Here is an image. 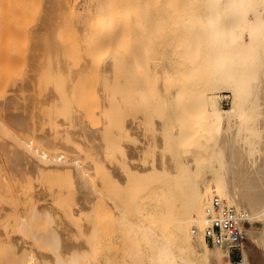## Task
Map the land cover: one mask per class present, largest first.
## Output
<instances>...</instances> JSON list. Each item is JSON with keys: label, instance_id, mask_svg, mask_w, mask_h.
<instances>
[{"label": "bare ground", "instance_id": "6f19581e", "mask_svg": "<svg viewBox=\"0 0 264 264\" xmlns=\"http://www.w3.org/2000/svg\"><path fill=\"white\" fill-rule=\"evenodd\" d=\"M117 1L98 0L91 27L99 29L102 43L119 28L111 14ZM132 2L140 7V34L153 45L157 27L161 42L159 55L149 54V72L143 70L145 54L137 59L144 71L138 109L129 103L116 44L97 65L102 82L91 92L69 81L76 76L65 75L46 34L41 50L53 60L35 67L34 90L27 96L19 80L0 93L3 134L10 125L32 127L29 139L11 132L15 145L5 156L15 176L0 180V196L7 195L0 199L6 218L0 222V263L96 264L102 255L98 184L111 182L116 233L128 242L117 263L108 264H231L229 249L207 241L216 198L243 220L242 264H264V0ZM92 64L88 58L74 73L85 74ZM224 96L230 97L227 108ZM22 174L35 177L28 183L34 187L35 180L40 189L34 191L44 195L45 183L51 196L44 200L36 192L31 201L21 192L1 193L25 183ZM38 198L46 202L39 206ZM23 208L29 214L22 210L28 215L21 217ZM31 238L30 251L23 250Z\"/></svg>", "mask_w": 264, "mask_h": 264}, {"label": "rangeland", "instance_id": "374dc122", "mask_svg": "<svg viewBox=\"0 0 264 264\" xmlns=\"http://www.w3.org/2000/svg\"><path fill=\"white\" fill-rule=\"evenodd\" d=\"M49 1H52L51 5H54L52 6L51 10H48V7L50 5ZM120 1V4L119 1H117V8L111 12V14L116 15V19H120L116 24V26L119 28L116 33L114 31L115 34L110 36L111 40H109L108 43H102L99 40V35H97L99 29H92L91 27L92 20L98 14V0H0V93L6 91L13 82H18L19 80L22 81V84H20L24 87V94L29 96L31 90H34L33 85L31 86L30 84V76L35 70V67L39 65L41 61L53 60V58H51L50 55L46 53V51L43 52V50H41L40 41L42 36L46 34L50 37L49 39L51 40V42H55L54 52L58 54V56L56 54L55 56L56 59L59 58L62 68L65 69V75H67L68 77L70 75L72 77H74V75L76 76L75 80L70 79L69 81L74 84L77 82L81 86L85 87L86 90L91 92H94L96 90L97 83L99 84L102 82L101 78H97V65L102 63L105 57L109 55L111 49H113L111 48V46H109V44H116L115 49H117L118 52L121 53L120 56L122 58L124 57L123 61L125 62V69L121 74L125 77V88L127 87V91L130 94L129 103L132 108L138 109L140 106V77L144 73L145 69L149 72V69L151 67L149 65V54L155 53L154 55L158 56L161 42H159L157 39V27L153 28V33L155 36V43L153 45H151L147 41L148 36L144 39V36H142L138 31L139 26H137L135 20L139 16V13H137V10L140 8L139 5L135 6L132 0ZM55 3H57V6L55 5ZM150 29V27H147V34H151ZM131 53L133 54V63L129 62L132 56ZM141 53L145 54L141 58L144 63V71L141 70L142 68H140L137 64V59L140 58L139 55ZM88 58H90L93 62L91 70L85 74L77 75V73H74V70L80 65V63L86 61ZM115 76L120 77L119 73H116L114 77ZM113 82H115V80H113ZM132 83L135 84V89H133ZM222 106L225 108L230 106V97H223ZM28 127L32 128L31 126H29V124L10 125L11 131H9V133L7 134H3L2 130H0V170L2 172L0 174V180L15 176L13 170L7 169L8 166H10V162L5 158V156L9 155L8 149L15 141V135H18L22 139H29ZM11 132L15 133V135H12ZM13 145H15V143ZM2 147L4 150H2ZM106 176H108V174ZM22 177L23 180L27 179V182L24 180L25 183L23 182L21 185H19V180V182L17 183L18 187L13 186V188L10 185L12 188H9V185H7L6 188L9 189H6L4 186L1 190V193H4V195L7 193H11L10 195H12V193L20 194L21 192V196L22 193L23 195H26V200L30 198L29 195L33 196V193L35 194L36 192L41 193L43 197H47L50 195V193L48 192L50 187L47 186V188L45 183H43L45 187L39 185L40 187L45 188L44 195V193L41 191H34L39 188H37V185L39 183H36L34 180V184L36 185L34 186L35 188L33 187V184L31 182L28 183V179L31 181V179H35V177L26 174L18 176V178H21V180ZM40 180H42L43 182V179ZM103 184V186H106V183ZM108 185H110L108 187L111 188V182H109ZM98 186H100V189H98L101 190V193L98 194L96 198L99 206L102 209V214H100L99 211V214L96 213L98 215V231L100 232L98 233L99 238L97 240L100 241V244L98 245H101V248H99V251L97 252L101 253L102 255H99V253L97 254L99 255V257L97 256L99 259H95V263L108 264V262H106L108 261V259H112L114 260L113 262L117 263V260H119L126 252L125 244L128 241L124 242V239L126 238V240H128V238L126 236L123 238L121 237L123 235L120 236V234H117L119 230L116 229V213L110 203V198L113 197V195L110 196V188H108L107 186L103 187L102 184H98ZM38 193L34 195L36 196L35 198H37ZM145 193L146 192L140 193L139 199L143 194L145 195ZM41 194H39L38 196L39 198L43 199ZM4 197L0 196V199ZM31 198L29 200L34 201L35 198ZM38 199H36L37 201L35 200V202H40V204L38 203V205L41 206L44 201L42 202L40 201L41 199ZM31 201L26 202L30 203L31 206ZM36 203L35 206L37 205ZM0 205L2 206L4 205V203L2 204L0 202ZM120 205H123V203L121 202ZM2 207H0V219H3L1 218ZM33 207L34 206L32 205L31 208ZM40 208L41 207H39L38 209ZM22 210L28 211L29 214V210L23 208L19 209V215L24 213V211L21 213ZM18 214H15L14 216L15 218L17 216V221L23 220L20 219L23 215H21V217L19 218ZM5 219L0 220V222H4ZM7 221H11V219H7ZM14 223L17 222L14 221ZM2 225L3 226L0 225V228H2L3 230L4 224ZM9 234L10 238H12V233ZM15 235L17 234L15 233L14 237ZM2 236L3 235L1 234V237ZM7 237H9V235ZM16 240L18 242V239ZM28 240L29 241L23 243L24 245L22 244V247H24L23 250L26 249L28 244L31 245L32 238ZM32 247L34 249V252L36 251L35 254H37V250L35 249V247ZM257 247L259 249V252H262V245L260 243H257ZM29 248L27 247L26 251H28ZM33 249L31 248V251ZM239 254V252L235 251V253H232L227 259L231 262V264H242L243 257L242 260H239L241 255Z\"/></svg>", "mask_w": 264, "mask_h": 264}, {"label": "built area", "instance_id": "2783aa9c", "mask_svg": "<svg viewBox=\"0 0 264 264\" xmlns=\"http://www.w3.org/2000/svg\"><path fill=\"white\" fill-rule=\"evenodd\" d=\"M209 215L211 224L207 228V241L212 245L224 246L231 254L239 252V260H242L245 235L240 213L234 206L216 198L209 209Z\"/></svg>", "mask_w": 264, "mask_h": 264}]
</instances>
